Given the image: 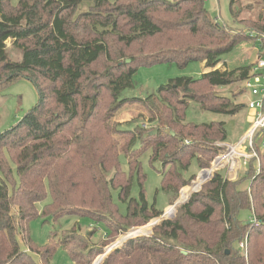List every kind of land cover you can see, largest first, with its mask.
I'll use <instances>...</instances> for the list:
<instances>
[{
    "label": "trees",
    "instance_id": "obj_1",
    "mask_svg": "<svg viewBox=\"0 0 264 264\" xmlns=\"http://www.w3.org/2000/svg\"><path fill=\"white\" fill-rule=\"evenodd\" d=\"M204 1L0 0V88L26 79L38 93L35 106L0 134V264H49L58 248L73 264H92L104 253L105 242L163 213L147 205L138 155L150 151V163H161V190L172 206L197 179L183 176L191 163L199 172L208 170L226 150L219 145L225 142L223 123L216 124L220 135L214 136L211 124L180 122L177 111L191 105L227 115L241 111L218 89L257 74H250L251 66H217L250 37L264 47V0L256 19L248 22L238 20L240 11H232L236 0H230L234 19L249 25L238 30L211 19ZM82 3L87 8L78 11ZM133 47L139 49L136 54ZM10 48L20 53L18 59L10 56ZM191 61L207 69L198 79H171L145 99H119L133 86L139 67ZM130 102L145 107L148 123L159 124L156 135L139 125L132 132L122 129L126 124H110L113 113ZM115 132L125 140L119 147L112 141ZM138 140L141 147L133 150ZM254 146L258 160H247L240 179L212 173L150 236L128 239L100 264H264V154L256 141ZM118 149L130 174L138 173L139 201L129 197L130 178L120 169ZM245 179L248 190L240 188ZM111 190L128 202L126 214L113 203ZM47 193L50 202L39 212L36 205ZM243 209L252 213L250 222L238 220ZM65 216L104 223L110 240L97 246L89 241L94 231L83 236L73 227L50 233L41 247L33 244V219L51 217L58 223ZM243 240L246 254L239 249Z\"/></svg>",
    "mask_w": 264,
    "mask_h": 264
},
{
    "label": "rangeland",
    "instance_id": "obj_2",
    "mask_svg": "<svg viewBox=\"0 0 264 264\" xmlns=\"http://www.w3.org/2000/svg\"><path fill=\"white\" fill-rule=\"evenodd\" d=\"M113 3L117 0H108ZM87 3H82L79 6L78 11H83L87 8ZM204 7L211 17L220 25L232 29L238 30L242 29L241 27L248 28L249 25H240L238 20H251L256 19L258 13L261 11L259 0H236V3L233 4L232 11L238 13V20L234 19L233 13L230 8V0H205ZM248 22V21H247ZM10 45V42H7V46ZM116 45L113 47V53L115 54L119 49ZM139 50L138 48L135 52ZM134 52V47L132 49V53ZM131 52L127 53V56L132 55ZM260 54V55H259ZM264 47H260V41L253 39L252 37L248 38V40L242 41L239 43L231 52L223 55L221 64L217 66L218 69H222L224 66L226 69L233 70L237 68L251 66L253 69L256 67V63L258 59H264ZM10 56L12 58H19L20 53L10 48ZM102 62L100 63V65ZM207 71L205 69L204 64L196 61H191L186 65L180 66L175 62H163L158 64H150L147 66H141L138 68L137 72L133 76V86L131 88L125 89L119 95V99H145L150 95L156 94L158 88L162 85L167 84L171 79L175 78H192L198 79L202 73ZM262 72L259 71V73ZM249 80L251 83H255L254 77H250ZM262 82H264L262 80ZM240 91V93H238ZM218 93L229 97L232 99L234 104H239L242 106L241 111L236 115H227L220 114L214 112H204L199 109L197 105H191L186 108H181L177 111V119L180 122H185V120L194 122V123H208L211 124L210 133L214 136H218L219 131L217 128L218 123H223L226 138L225 142L228 145L236 144L243 135L247 134V131L252 125V118L250 117L251 110L248 108V103L253 97L250 95L249 90L245 88V81L235 83L231 86L221 87L218 89ZM233 97V95H235ZM38 101V93L34 85L26 80L19 79L8 85H5L0 88V134L4 131L8 130L10 127L15 125L19 119H21ZM185 113V118L182 116V113ZM149 113L145 109V107L139 102H130L120 109L116 110L112 118L110 119V124L113 126L126 124L122 126V129H129L132 132L136 131V126H143L144 129L151 132L152 135L157 134V130L161 129L158 123H148L149 122ZM145 124V125H144ZM145 132V130H144ZM149 132V133H150ZM155 132V133H153ZM112 141L116 146H121L125 140L119 133L112 134ZM141 141H137L133 146L134 149H139ZM256 143L259 146L260 138L256 139ZM218 144V143H216ZM119 155V164L120 169L128 175L130 178V190L129 197L136 199L139 201L140 195V186L138 183V173L134 172L130 174L128 160L122 154L123 152L118 149ZM246 151H248L246 149ZM226 150L220 154V157L214 159L211 164H215L217 159L226 155ZM235 152V150H233ZM261 154H264V148L261 150ZM150 151H145L138 155L137 161L139 164V175L143 176L142 179V190L145 196V200L147 205L153 207L157 211L163 212L159 217L152 219L145 225L130 227L124 232L118 233L114 239H106V235L108 234V229L104 223H97L88 218H80L74 216H65L59 220L58 223H54L53 219L50 218H42L38 217L33 219L29 223V232L30 238L38 247L43 246L48 241V236L50 233L54 231H58L59 234L63 231H67L72 229L73 227L78 228L80 233L83 236L89 235L90 231H94L92 237L90 238V242L99 245L103 243V240H110L106 243L104 247V253L96 258L92 264H100L104 257L114 250L117 247H120L123 243H125L128 239L135 238L138 236H150L154 229L161 225L164 220L172 218L176 214V209L173 210L175 204L177 202H184L194 190H200L203 182L208 178L201 180L199 175V170L197 169L196 163L193 161L191 163L190 168L183 173L185 178H189L192 175L197 176V179L192 181L188 187L183 188L174 205L169 206L170 198L169 196L161 190V163L149 161ZM233 157L231 160L229 157H224L219 164H225L221 171V174L225 177L230 176V172L228 171L229 163L234 160ZM229 160V161H228ZM240 161V166L235 163L238 167L236 168V172L238 173V177L236 180L240 179L242 173L247 172V161L245 159H238ZM228 161V162H227ZM235 161V160H234ZM242 162V163H241ZM228 165H227V164ZM242 164V165H241ZM12 171V180L16 183L17 177L15 174V166L13 163H10ZM253 168L256 170L258 168L257 161H254L252 164ZM227 167V168H226ZM234 168V167H233ZM240 168V171H239ZM227 169V170H226ZM225 170V171H224ZM230 170V169H229ZM203 171V170H202ZM201 172V171H200ZM215 172V171H214ZM213 172V173H214ZM111 172L106 176L109 178L111 176ZM199 177V179H198ZM3 174L0 172V181L3 179ZM201 180V184L199 185ZM235 181V180H234ZM240 188L243 190L249 189V181L245 179L241 184ZM11 186L9 187V191ZM111 196L113 203L118 208L121 214H126L127 212V201H122L118 197V190H111ZM50 202V196L47 193L44 200L36 205V208L39 212H42L44 207ZM15 212V211H14ZM237 218L239 221L244 223L250 222L252 220V213L249 210L243 209L238 212ZM19 240V239H18ZM244 241V240H243ZM20 247L25 250V246L19 240ZM240 249V247H239ZM35 261H39L38 256L32 254ZM49 264H73L66 251L63 248H58L53 255Z\"/></svg>",
    "mask_w": 264,
    "mask_h": 264
},
{
    "label": "built area",
    "instance_id": "obj_3",
    "mask_svg": "<svg viewBox=\"0 0 264 264\" xmlns=\"http://www.w3.org/2000/svg\"><path fill=\"white\" fill-rule=\"evenodd\" d=\"M261 70L263 72L259 73V71ZM251 74H257L253 76L255 83H251V81L247 79L245 81V88L249 90L250 95L253 97V99L248 103V108L255 112L252 125L247 134L244 135V137L241 138L236 144H219L227 148V154L223 155V157H221L220 159H217L215 161V164L212 165L211 168L205 170V172L201 176H199L201 180L209 177L210 174H212L214 171L216 172L222 169V166L217 169L215 165H217V162L219 163V161H221L224 157H229L233 150H235L236 153L234 156L235 158L245 159L247 161L251 158L258 160L256 147L254 146V142L257 138H260L259 149L264 148V82H262V80L264 81V59H258L257 65L253 69ZM243 147H245V149H243ZM246 148L248 151H246ZM239 247L240 250L244 251L246 254V240L241 241L239 243Z\"/></svg>",
    "mask_w": 264,
    "mask_h": 264
},
{
    "label": "crops",
    "instance_id": "obj_4",
    "mask_svg": "<svg viewBox=\"0 0 264 264\" xmlns=\"http://www.w3.org/2000/svg\"><path fill=\"white\" fill-rule=\"evenodd\" d=\"M182 116L185 118V113L183 112L182 113ZM254 116H255V112L254 111H252L251 110V112H250V117L252 118V120L254 119ZM250 129V128H249ZM248 132V131H247ZM244 137V135L241 137V138H243ZM225 138H226V134H225ZM240 138V139H241ZM223 144H226V143H223ZM226 145H228V144H226ZM243 149H245V147H243ZM247 149V148H246ZM260 150H263V149H260ZM224 159V158H223ZM235 160V161H234ZM234 160H232L230 163H229V168H228V171L230 172V176H226L227 177V179L228 180H231V181H234V180H236L235 178H237L238 177V173L236 172V168H237V170H238V167L237 166H235V165H239L240 166V161L238 160V158H234ZM233 163H235V165H232ZM242 163V162H241ZM225 164H219L218 162H217V165H215V167L218 169V168H220L221 166L223 167ZM228 165V164H227ZM242 165V164H241ZM234 167V168H233ZM227 168V167H226ZM230 169V170H229ZM227 170V169H226ZM225 171V170H224ZM239 171H240V168H239ZM205 171H201V172H199V175L198 176H201L203 173H204ZM201 182V181H200Z\"/></svg>",
    "mask_w": 264,
    "mask_h": 264
},
{
    "label": "water",
    "instance_id": "obj_5",
    "mask_svg": "<svg viewBox=\"0 0 264 264\" xmlns=\"http://www.w3.org/2000/svg\"><path fill=\"white\" fill-rule=\"evenodd\" d=\"M127 62H128V60H127ZM153 133H155V132H153ZM210 175H211V174H210ZM201 183H202V182H200V183H199V185H200ZM195 191H197V189H196V190H194L193 192H195ZM193 192H192V193H193ZM180 204H181V202H180V203H179V202H177V203L175 204V207H174V209H173V210H175V208H176V207H178Z\"/></svg>",
    "mask_w": 264,
    "mask_h": 264
},
{
    "label": "bare ground",
    "instance_id": "obj_6",
    "mask_svg": "<svg viewBox=\"0 0 264 264\" xmlns=\"http://www.w3.org/2000/svg\"><path fill=\"white\" fill-rule=\"evenodd\" d=\"M235 152L232 151L231 155H230V159H232L235 156Z\"/></svg>",
    "mask_w": 264,
    "mask_h": 264
}]
</instances>
